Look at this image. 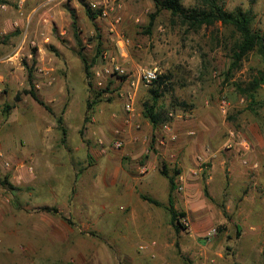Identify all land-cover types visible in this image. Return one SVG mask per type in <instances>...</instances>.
<instances>
[{
  "label": "rangeland",
  "instance_id": "rangeland-1",
  "mask_svg": "<svg viewBox=\"0 0 264 264\" xmlns=\"http://www.w3.org/2000/svg\"><path fill=\"white\" fill-rule=\"evenodd\" d=\"M224 3L250 9L264 31V0ZM153 9L152 0H0V264H264V84L252 99L242 92L260 55L230 69L231 26L193 31L162 10L148 31ZM152 67L156 78L139 79ZM159 75L170 130L143 115ZM31 85L49 109L24 92ZM162 161L180 170L179 231Z\"/></svg>",
  "mask_w": 264,
  "mask_h": 264
},
{
  "label": "trees",
  "instance_id": "trees-1",
  "mask_svg": "<svg viewBox=\"0 0 264 264\" xmlns=\"http://www.w3.org/2000/svg\"><path fill=\"white\" fill-rule=\"evenodd\" d=\"M154 9L149 13L148 21V31L150 30L156 16L162 11L167 10L170 12L171 16H176L179 18L180 23L185 25L189 30H198L202 26H210L217 22L222 25L231 26L234 31L238 34L231 46L232 62L230 69L235 68L241 62L243 57L250 51L255 50L261 58L262 68L257 69L256 73L251 77L246 86L242 88V92L251 97L254 93L264 84V31H257L253 28V14L250 9L235 8L233 10H228L225 7L224 0H197V4L191 7H185L182 5L181 0H152ZM86 14L90 19L96 17L95 11L89 5H85ZM72 23L75 25L76 17L72 14ZM78 55L83 63V68L86 76H90V67L92 63L88 62L87 57L82 52L81 49L78 50ZM32 79V69H28V80L31 82ZM31 84V83H30ZM91 83H89L90 85ZM154 86L150 89L151 92V103H145L143 109V115L149 120L152 126L158 124H167L170 121L167 112L164 111L160 105H158L157 100L161 96L160 87L163 84V76L159 75L152 83ZM108 88L100 89L97 95L106 91ZM25 93L30 94V96L37 101L39 104L45 106L47 109L49 107L44 103L42 99L39 98L33 85ZM19 95H17V98ZM90 106V104H89ZM9 105H6V109ZM57 122L63 134L66 133L65 128L62 126L63 118L61 115L57 117ZM159 172L168 181V197L167 204L165 208L168 212L171 225L174 227L175 231H179L180 227L183 226L181 219L185 216L183 211H178L174 206L173 192L176 189V176L180 174V170L176 167L169 168L163 161L159 166ZM205 195L209 197L208 191L204 189ZM139 196L155 205H162V203L144 193H139ZM43 210L48 212L56 213L57 209L55 207L44 206ZM264 252V251H263Z\"/></svg>",
  "mask_w": 264,
  "mask_h": 264
},
{
  "label": "built area",
  "instance_id": "built-area-1",
  "mask_svg": "<svg viewBox=\"0 0 264 264\" xmlns=\"http://www.w3.org/2000/svg\"><path fill=\"white\" fill-rule=\"evenodd\" d=\"M105 14V11L103 12ZM115 69L117 70V72L119 74L123 73V69H120L118 65L115 66ZM108 70V69H106ZM157 76V67H152V68H146L145 70L142 71V73L139 75V79L144 80L145 83H148L150 81H152L154 78H156ZM220 105H221V109L224 110L225 106L227 105V102L225 101V99H222L220 101ZM125 108L128 111H132V102H126L125 104ZM163 127L166 130H170V126L168 124H164ZM116 133L118 134L115 139L112 141V146H114L115 148H119L124 144V139L123 137L120 135V131L116 130Z\"/></svg>",
  "mask_w": 264,
  "mask_h": 264
}]
</instances>
